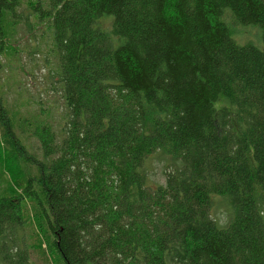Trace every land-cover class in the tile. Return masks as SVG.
<instances>
[{"label":"trees","instance_id":"16d2710c","mask_svg":"<svg viewBox=\"0 0 264 264\" xmlns=\"http://www.w3.org/2000/svg\"><path fill=\"white\" fill-rule=\"evenodd\" d=\"M20 26L66 117L0 89V264H264V0H0V58Z\"/></svg>","mask_w":264,"mask_h":264},{"label":"rangeland","instance_id":"374dc122","mask_svg":"<svg viewBox=\"0 0 264 264\" xmlns=\"http://www.w3.org/2000/svg\"><path fill=\"white\" fill-rule=\"evenodd\" d=\"M22 9V7H21ZM20 9V10H21ZM27 14V11H24ZM230 22L229 18L227 19ZM19 27L16 41L13 43L15 57L1 59L0 68V89L7 100L12 111L19 113L21 117L40 118L46 120L53 130L59 133L60 128L66 117L65 107L61 93L56 89V75L51 74L55 71V59L45 52L44 44L38 45L42 32L34 33L27 31L26 28ZM259 30L253 26H234L233 40L238 44L250 43L260 46ZM39 120V119H38ZM34 152L37 147L33 141ZM165 159L158 155L151 157L147 164V178L149 183L154 186L163 182ZM214 216L220 222L225 221L224 207L220 206L214 210ZM28 242L34 245L35 241L31 235ZM31 260L35 264H40L33 250ZM52 264H59L56 259H52Z\"/></svg>","mask_w":264,"mask_h":264}]
</instances>
